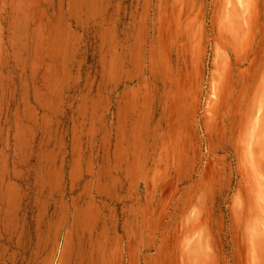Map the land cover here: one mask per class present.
Returning a JSON list of instances; mask_svg holds the SVG:
<instances>
[{
    "label": "rangeland",
    "instance_id": "obj_1",
    "mask_svg": "<svg viewBox=\"0 0 264 264\" xmlns=\"http://www.w3.org/2000/svg\"><path fill=\"white\" fill-rule=\"evenodd\" d=\"M0 264H264V0H0Z\"/></svg>",
    "mask_w": 264,
    "mask_h": 264
},
{
    "label": "crops",
    "instance_id": "obj_2",
    "mask_svg": "<svg viewBox=\"0 0 264 264\" xmlns=\"http://www.w3.org/2000/svg\"><path fill=\"white\" fill-rule=\"evenodd\" d=\"M190 50L191 52L188 54L186 50L182 53L181 67L177 69V72H175V74L171 78L172 85H173V93L170 96V103H171L170 107H171L172 114H170L169 122L176 123L177 122L176 114L177 115L179 114L183 118L182 121H179V126L182 127L183 129L185 126L184 124L186 121V117L188 116V114L191 113L192 108L194 107V94H193L192 89H193V85L196 83L195 51L193 50L192 47L190 48ZM161 62L163 64L164 70H166L167 63H166V58L163 54H161ZM213 62L215 64L216 70L212 74V77H211L209 97L215 98L214 103L217 101L221 103L225 100L227 90L229 89L231 84H229L230 83V79H229L227 87L225 88L226 90L225 94H223V91L220 92L219 89L224 87V84L226 83L228 79L226 72H224V70L226 69V60L221 57L219 52H215ZM239 102H242V99L235 102V98H234L233 103L230 105L232 107V110L234 111L235 121L239 123L238 133L241 132L242 122L240 121V119L237 120V112L235 111V108ZM212 108L213 106L211 107V109ZM190 213H191L190 220L193 222L187 223L188 226H186L185 228H182V227L180 228L179 236L177 237L175 241V243H178V242L179 243L177 247L172 246V251L173 250L178 251L179 247L182 246L181 251H183L185 254H192V257L196 258L199 256L198 254L199 250L201 249L207 250V244H206V238L204 237L202 232L198 231L197 233V230L195 229L202 222L203 217H201L200 220H198L197 222L196 221L194 222L195 218L198 217V214L197 212H195L194 209L193 210L191 209ZM186 222L187 220L185 219V222H183V224L184 223L186 224ZM157 254L158 256L162 257V245L158 247Z\"/></svg>",
    "mask_w": 264,
    "mask_h": 264
},
{
    "label": "bare ground",
    "instance_id": "obj_3",
    "mask_svg": "<svg viewBox=\"0 0 264 264\" xmlns=\"http://www.w3.org/2000/svg\"><path fill=\"white\" fill-rule=\"evenodd\" d=\"M238 4H239V3H238ZM233 11H234V10H233ZM233 11H232V12H233ZM197 233H198V231H197ZM197 233H196V234H197ZM192 238H193V237H192ZM204 239H205V238H204ZM201 243H202V242H201ZM203 245H204V244H203ZM186 246H187V245H186ZM186 246H185V247H186ZM189 252H190V251H189Z\"/></svg>",
    "mask_w": 264,
    "mask_h": 264
}]
</instances>
